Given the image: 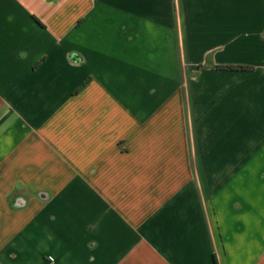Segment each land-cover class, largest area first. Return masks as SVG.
<instances>
[{"label":"crops","instance_id":"1","mask_svg":"<svg viewBox=\"0 0 264 264\" xmlns=\"http://www.w3.org/2000/svg\"><path fill=\"white\" fill-rule=\"evenodd\" d=\"M0 264H264V0H0Z\"/></svg>","mask_w":264,"mask_h":264},{"label":"trees","instance_id":"2","mask_svg":"<svg viewBox=\"0 0 264 264\" xmlns=\"http://www.w3.org/2000/svg\"><path fill=\"white\" fill-rule=\"evenodd\" d=\"M218 70H222V71H243V72H247V71H252L253 68L252 67H247V66H217Z\"/></svg>","mask_w":264,"mask_h":264},{"label":"water","instance_id":"3","mask_svg":"<svg viewBox=\"0 0 264 264\" xmlns=\"http://www.w3.org/2000/svg\"><path fill=\"white\" fill-rule=\"evenodd\" d=\"M40 197L43 200H48V198H49L47 194H41ZM25 204H26L25 201L20 199L17 201L15 206H16V208H21V207H24Z\"/></svg>","mask_w":264,"mask_h":264}]
</instances>
